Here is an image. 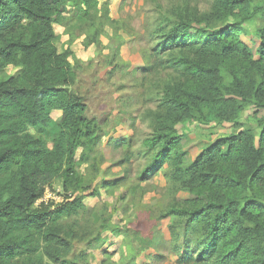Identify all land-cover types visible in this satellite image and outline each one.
Segmentation results:
<instances>
[{"label":"trees","instance_id":"1","mask_svg":"<svg viewBox=\"0 0 264 264\" xmlns=\"http://www.w3.org/2000/svg\"><path fill=\"white\" fill-rule=\"evenodd\" d=\"M101 4L0 0V264L85 260L81 254L66 261L73 237L61 224L86 212L82 197L70 195L54 207L37 202L56 180L66 191L79 185L77 162L100 144L99 126L85 116L84 99L72 90L79 61L70 47L75 28L86 34L87 47L118 24ZM65 6L77 11V22L67 28L69 40L59 53L54 30L64 26ZM261 6L262 0H214L209 13L162 19L153 34L149 70H173L180 80L162 89L153 133L145 140L156 154L143 174L170 166L176 198L162 219L170 221L178 264H264V26L257 30L255 57L239 38ZM9 67L14 74L1 79ZM59 112L62 121L48 148L40 136ZM247 112L261 128L258 139L240 123ZM213 123L233 132L185 166L180 141ZM103 228L115 230L110 224ZM138 257L126 244L118 264H139Z\"/></svg>","mask_w":264,"mask_h":264},{"label":"rangeland","instance_id":"2","mask_svg":"<svg viewBox=\"0 0 264 264\" xmlns=\"http://www.w3.org/2000/svg\"><path fill=\"white\" fill-rule=\"evenodd\" d=\"M213 2L100 0L107 6L109 18L118 24L106 28L105 34L87 47L83 46L86 34L75 28V40L70 48L79 64L77 82L72 90L83 97L85 116L96 121L101 140L98 147L87 154L85 162L76 164V176L81 180L79 185L74 184L66 191L61 181L56 180L37 203L54 207L75 194L82 197L86 212L80 211L76 216L61 221L73 237L69 240L71 253L67 262L84 254L85 260L81 264H118L120 252L130 244L139 252V264H178L175 243L168 232L170 221L162 219L176 198L169 182L170 166L163 164L160 171L143 172L156 154L145 145V140L153 133L152 115L157 112L162 89L180 77L173 70L160 67L154 66L149 70L154 60L149 65L147 57L157 44V35L153 34L160 20L207 14ZM62 16L64 26L54 30L59 53L66 48L69 40L66 30L75 26L77 11L65 6ZM262 26L264 0L261 12L250 17L239 33L240 41L254 57L258 44L257 30ZM14 72L9 67L1 79ZM61 121L59 112L48 129L39 135L48 148L52 147V137ZM240 123L251 128L258 139L261 128L251 118L250 112L240 115ZM231 131L230 126L216 123L190 131L179 144V150L186 157L185 166L211 143L226 137ZM28 132L38 136L33 129ZM179 196L185 197L181 193ZM108 224L115 230H105L103 227ZM195 236L193 234V239ZM192 243L195 248L197 244Z\"/></svg>","mask_w":264,"mask_h":264},{"label":"built area","instance_id":"3","mask_svg":"<svg viewBox=\"0 0 264 264\" xmlns=\"http://www.w3.org/2000/svg\"><path fill=\"white\" fill-rule=\"evenodd\" d=\"M40 200H41V199H40ZM40 200H39V201H40ZM39 201H38V202H39ZM38 202H37V203H38Z\"/></svg>","mask_w":264,"mask_h":264}]
</instances>
